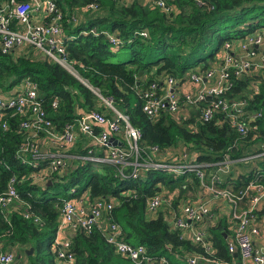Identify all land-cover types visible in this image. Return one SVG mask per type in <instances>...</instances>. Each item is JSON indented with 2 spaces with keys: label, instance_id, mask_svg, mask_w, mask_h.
<instances>
[{
  "label": "trees",
  "instance_id": "trees-1",
  "mask_svg": "<svg viewBox=\"0 0 264 264\" xmlns=\"http://www.w3.org/2000/svg\"><path fill=\"white\" fill-rule=\"evenodd\" d=\"M54 2L62 16L64 49L79 78L97 89L103 98L111 99L114 109L140 131L138 146L157 147L160 153L182 146L188 162L206 165L184 175L143 169L138 178L132 179L128 177L130 166L71 161L75 168L56 176L50 186L31 184L25 178L32 169L16 158L24 134L18 127L21 118H7L9 129L0 137V194L6 190L9 179L16 176L19 201L5 213L0 207V247L16 249L20 264H67L57 257L56 235L59 210L69 198V191L76 187L79 196L86 194L89 204L113 203L112 219L121 227L122 239L133 246H144L151 261L134 263L118 255L100 231L93 228L90 233L70 231L67 254L71 255L72 264H151L160 258L169 264H188V257H199L196 264H208L201 258H208L213 264L236 263L239 258L227 249L229 232L224 221L207 222V240L213 247L207 253L201 246L181 239L180 232L170 227L168 218L171 210H178L181 201L199 197L204 188L198 173H214L215 164L225 156L234 160L241 173L221 175L220 189L237 194L250 183L264 187V155H260L264 151V116L249 122V132L240 136L220 111L207 123L199 120L198 110L191 115L189 112L182 122L165 112L151 119L142 111L141 93L152 83L160 88L168 77L185 82L189 75L202 74L219 63L226 42L264 28V0H167L169 13L150 1ZM90 4L96 8L88 9L86 19L75 23L74 9ZM141 31L147 36L138 35ZM107 34L115 35L120 45L112 46ZM124 50L129 52V61L113 63L112 59ZM26 78L37 83L42 104L58 130L77 114L94 110L108 119L114 117L89 88L33 47H16L7 54L0 48V91ZM254 82L258 84L257 94L252 92ZM228 97L249 99L248 109L261 110L264 115V75L235 81ZM55 99L58 104L54 108ZM81 150V154L87 153ZM120 170L125 177L119 175ZM60 186L64 191L61 197L60 192L53 193ZM155 196L161 198L160 206L148 210L147 201ZM30 248L33 252L27 255Z\"/></svg>",
  "mask_w": 264,
  "mask_h": 264
},
{
  "label": "built area",
  "instance_id": "built-area-1",
  "mask_svg": "<svg viewBox=\"0 0 264 264\" xmlns=\"http://www.w3.org/2000/svg\"><path fill=\"white\" fill-rule=\"evenodd\" d=\"M152 3L161 11L170 12L167 0H152ZM86 8L93 10L96 6L90 4ZM35 15L41 17V20L33 21L32 17ZM61 20L60 10L54 0H0L2 53L7 54L20 46L33 47L89 88L100 102L112 111L114 117L108 119L101 112L94 110L77 114L71 123L58 130L42 104L36 82L26 78L18 85L0 92V137L9 129L7 118L16 115L21 118L18 127L24 134L16 151V158L22 165L32 169L25 179L36 185L52 181L63 173L69 161L130 166L132 170L128 177L132 179L138 178L143 169L184 175L205 166L206 164L194 165L188 162L186 155L181 156L176 151L174 155L172 149L160 153L157 147L138 146L140 131L132 128L127 117L114 109L111 99L103 98L97 89L79 78L64 49L65 36ZM90 33L97 35L93 30ZM138 35L146 37L147 33L141 31ZM107 37L112 46L120 45L115 35L107 34ZM219 59V63L202 74H191L185 82L180 83L168 77L160 88L152 83L141 93L142 111L151 119H156L165 112L181 122L187 120L189 112L198 110L199 120L204 123L212 120L214 113L220 111L226 115L236 133L246 136L250 129L249 122L261 119L263 112L249 110V99H233L228 97V93L232 91L235 81L254 74L264 75V28L242 39L226 42ZM252 92L258 93V84L255 82L252 83ZM57 104L58 100L55 99L52 107L55 108ZM192 131H195L194 127ZM81 138L86 139L81 146V149L87 152L84 155L77 151ZM119 142L123 146H119ZM92 147H96L98 153ZM260 155H264V151ZM129 158L132 161H128ZM233 164L234 160L225 156L223 161L215 164L217 169L214 173L206 176L200 172L197 176L208 196L223 199L231 208L233 227L226 243L229 253L238 252L240 264H264V243L255 246L252 240V237L258 234L254 224L255 212L264 199V187L250 183L245 190L237 194L227 188L220 189L218 185L221 184V175L231 174ZM119 175L125 177L122 170ZM16 183V176H12L6 190L0 194V207L4 213L14 202L19 201ZM68 195L70 198L63 201L59 210L57 234L64 228L72 232L83 230L86 233L96 228L118 255L134 263L151 261L144 246H133L122 239L121 227L112 219L113 203L96 201L89 204L85 194H77L76 187L72 188ZM160 203L161 198L155 196L147 201V208L155 210ZM240 203L245 206L243 209H238ZM24 217L28 218V214L25 213ZM217 219L219 216L209 209L206 202L197 201L181 203L177 211H171L168 222L172 229L180 232L181 239L199 245L207 253H211L213 247L207 240V227L203 226V223H211ZM69 245V240L60 242L57 257L66 260L67 264H72L73 259L67 254ZM16 256L14 249H0V264H20ZM198 259L200 258L188 257L187 263L196 264ZM201 259L213 262L208 258ZM151 264L169 263L165 258H160Z\"/></svg>",
  "mask_w": 264,
  "mask_h": 264
},
{
  "label": "crops",
  "instance_id": "crops-1",
  "mask_svg": "<svg viewBox=\"0 0 264 264\" xmlns=\"http://www.w3.org/2000/svg\"><path fill=\"white\" fill-rule=\"evenodd\" d=\"M124 1H126V2H132L134 0H124ZM138 1L139 2H143V3L144 2H148V1L152 2V0H138ZM87 10L88 9L86 7L74 9V15L76 14L75 17H77L76 19H74V22L75 23H79V22L83 21L84 19H86ZM78 16H80V17H78ZM32 19H33V21H40L41 20V17H37L35 15V16L32 17ZM184 88L186 89V87H184ZM0 92H2V91H0ZM85 142H86V139H84V138H81L80 139L79 144L77 145L78 146L77 147V151L79 149H81V146H83V143H85ZM92 149L96 153H98V149L96 147H92ZM234 164L232 166V173H233V175H238V173L240 174L241 171ZM49 182L52 183L51 181H49ZM251 192L253 193V190ZM69 198H70V196H69ZM197 201L206 202L207 205H208V207H209V209L212 212L216 213V215L219 216V220H222V221H224L226 223L227 231L229 232V236H230L231 235V232H232L231 230H232V227H233V222L231 220V208H230V206L223 199H215L214 197L208 196L207 195V192H205L204 190L200 191L199 197L197 199H195V200L187 199L183 203H186V202L196 203ZM244 207L245 206L242 203H240L238 205V209H243ZM171 211H174V210H171ZM171 211H170V216H171ZM254 224H255V227L258 229V234L256 236H253L252 237V240H253V243H254L255 246H260V245H262L264 243V199L261 202L260 206L258 207L257 211L255 212V223ZM203 226L207 227L208 225H207L206 222H204L203 223ZM69 233H70V231H69L68 228H64V230L60 231L56 235V245H60V242L68 241L69 240ZM229 236L228 237L226 236V243L228 241ZM0 249L3 250V251H5V250H8V249H14V248L13 247H5V248L0 247ZM14 250L16 251V254H17V250L16 249H14ZM235 255H236V257H235ZM16 257H17V259L19 261H21V259H19L20 258V255L19 256H16ZM234 258H236V259L239 258V259L236 260V263H232V264H240V257H239L238 252H235L234 253ZM207 263L208 264H213V262H211V263L210 262H207Z\"/></svg>",
  "mask_w": 264,
  "mask_h": 264
},
{
  "label": "rangeland",
  "instance_id": "rangeland-1",
  "mask_svg": "<svg viewBox=\"0 0 264 264\" xmlns=\"http://www.w3.org/2000/svg\"><path fill=\"white\" fill-rule=\"evenodd\" d=\"M129 59H130V55H129V52L128 51H126V50H124V51H122V52H119L117 55H116V57L115 58H113L112 59V62L113 63H126V62H128L129 61ZM190 76V75H189ZM103 104V103H102ZM105 106V105H104ZM106 107V106H105ZM192 111H194V110H192ZM191 111V112H192ZM191 112H190V115H191ZM182 122V121H181ZM184 147H182V146H180V148H177V147H175L174 148V150L172 149L171 150V152H173L174 153V155H175V151H176V153L177 154H180L181 156H184V149H183ZM176 154V155H177ZM75 164L74 163H71V161H69L68 162V165H67V167H66V169L63 171V173H66V172H68V171H70L71 169H74L75 168ZM66 171V172H65ZM61 176H64V175H61ZM62 186H60L59 187V190L58 191H53V193L54 194H56L57 192H60L59 194H58V196H62L63 194H64V191H63V189L61 188ZM188 199H190V198H188ZM187 200V199H186ZM186 200H183V201H181V203H183V202H185ZM170 218H171V216L168 218V221L170 220Z\"/></svg>",
  "mask_w": 264,
  "mask_h": 264
},
{
  "label": "water",
  "instance_id": "water-1",
  "mask_svg": "<svg viewBox=\"0 0 264 264\" xmlns=\"http://www.w3.org/2000/svg\"><path fill=\"white\" fill-rule=\"evenodd\" d=\"M139 75H142V73H139ZM262 105H263V108H264V100H263V102H262ZM113 145H115V144H113ZM119 146H123V144L119 142ZM47 184H48L47 186H50L51 183L48 182ZM32 252H33V249L30 248V249H28V250L26 251V254H27V255H31ZM235 257H236V255H235Z\"/></svg>",
  "mask_w": 264,
  "mask_h": 264
}]
</instances>
